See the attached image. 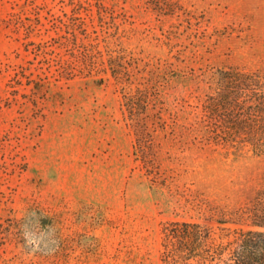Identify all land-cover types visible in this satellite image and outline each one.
<instances>
[{
	"label": "rangeland",
	"instance_id": "374dc122",
	"mask_svg": "<svg viewBox=\"0 0 264 264\" xmlns=\"http://www.w3.org/2000/svg\"><path fill=\"white\" fill-rule=\"evenodd\" d=\"M75 41L140 59L128 86L153 98V174L127 83L91 72ZM229 69L264 76V0H0V264H162L169 221L229 233L210 210L247 209L264 191V152L205 127Z\"/></svg>",
	"mask_w": 264,
	"mask_h": 264
},
{
	"label": "trees",
	"instance_id": "16d2710c",
	"mask_svg": "<svg viewBox=\"0 0 264 264\" xmlns=\"http://www.w3.org/2000/svg\"><path fill=\"white\" fill-rule=\"evenodd\" d=\"M70 48L75 58H80L91 72L110 73L116 80L127 83L124 88V107L136 127V155L150 174L155 171L152 158L144 156L152 150V136L144 125V114L150 109L153 98L140 87L135 91L129 78V68L140 65V59L126 49L110 50L104 58L98 44ZM59 75L71 78L76 67L69 60L59 64ZM105 80L100 78V82ZM203 105L205 127L216 139H240L264 152V76L238 70H219L218 87ZM201 207V204H196ZM210 220L227 230L217 236L213 225L197 220H173L164 224L162 264H264V191L251 207L235 212L210 210ZM217 215V216H216ZM230 225H235L233 228Z\"/></svg>",
	"mask_w": 264,
	"mask_h": 264
}]
</instances>
